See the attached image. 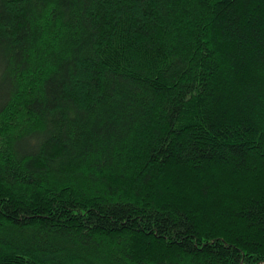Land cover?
Wrapping results in <instances>:
<instances>
[{
  "label": "trees",
  "instance_id": "1",
  "mask_svg": "<svg viewBox=\"0 0 264 264\" xmlns=\"http://www.w3.org/2000/svg\"><path fill=\"white\" fill-rule=\"evenodd\" d=\"M0 264H264V0H0Z\"/></svg>",
  "mask_w": 264,
  "mask_h": 264
}]
</instances>
